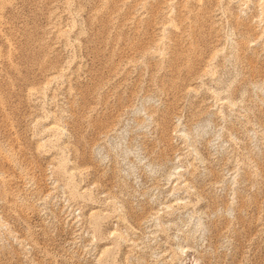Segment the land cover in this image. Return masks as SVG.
Returning <instances> with one entry per match:
<instances>
[{
    "label": "rangeland",
    "instance_id": "rangeland-1",
    "mask_svg": "<svg viewBox=\"0 0 264 264\" xmlns=\"http://www.w3.org/2000/svg\"><path fill=\"white\" fill-rule=\"evenodd\" d=\"M0 264H264V0H0Z\"/></svg>",
    "mask_w": 264,
    "mask_h": 264
}]
</instances>
